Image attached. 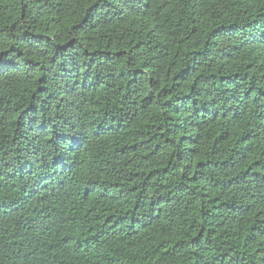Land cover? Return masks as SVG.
Masks as SVG:
<instances>
[{"label": "trees", "instance_id": "1", "mask_svg": "<svg viewBox=\"0 0 264 264\" xmlns=\"http://www.w3.org/2000/svg\"><path fill=\"white\" fill-rule=\"evenodd\" d=\"M0 264H264V0H0Z\"/></svg>", "mask_w": 264, "mask_h": 264}]
</instances>
